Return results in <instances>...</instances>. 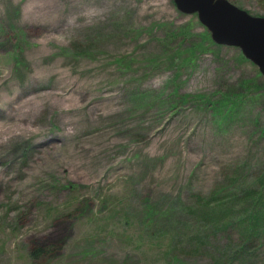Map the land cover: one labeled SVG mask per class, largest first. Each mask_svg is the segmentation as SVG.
Masks as SVG:
<instances>
[{
    "label": "rangeland",
    "instance_id": "1",
    "mask_svg": "<svg viewBox=\"0 0 264 264\" xmlns=\"http://www.w3.org/2000/svg\"><path fill=\"white\" fill-rule=\"evenodd\" d=\"M213 43L174 0H0V264H264L223 226L264 203V76Z\"/></svg>",
    "mask_w": 264,
    "mask_h": 264
},
{
    "label": "water",
    "instance_id": "2",
    "mask_svg": "<svg viewBox=\"0 0 264 264\" xmlns=\"http://www.w3.org/2000/svg\"><path fill=\"white\" fill-rule=\"evenodd\" d=\"M184 14L197 15L217 45L239 48L264 76V17L229 0H174Z\"/></svg>",
    "mask_w": 264,
    "mask_h": 264
},
{
    "label": "trees",
    "instance_id": "3",
    "mask_svg": "<svg viewBox=\"0 0 264 264\" xmlns=\"http://www.w3.org/2000/svg\"><path fill=\"white\" fill-rule=\"evenodd\" d=\"M256 197V192H248L245 196L246 205L244 206L243 211L246 212L250 209L249 212L244 215L243 219L238 221L233 219L231 222L223 224V226L229 227L232 225V227H237L241 230V234L239 235V245H234L231 248L232 250L226 254V257L229 256L231 252H234V254L237 252L242 259L254 257L259 251V248L264 246L259 243L261 239L260 237L264 235V224L261 223L264 221V203ZM233 201L234 200H232V202ZM258 245L260 246L258 247Z\"/></svg>",
    "mask_w": 264,
    "mask_h": 264
}]
</instances>
